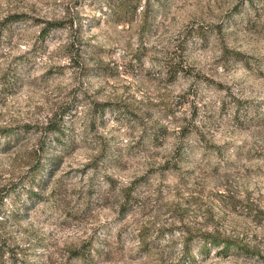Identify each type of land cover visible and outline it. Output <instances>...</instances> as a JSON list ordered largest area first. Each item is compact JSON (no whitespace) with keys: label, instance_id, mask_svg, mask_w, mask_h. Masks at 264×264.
Masks as SVG:
<instances>
[{"label":"rangeland","instance_id":"obj_1","mask_svg":"<svg viewBox=\"0 0 264 264\" xmlns=\"http://www.w3.org/2000/svg\"><path fill=\"white\" fill-rule=\"evenodd\" d=\"M149 1L139 27L117 0H0V126H13L0 134V264H170L184 227L264 255V0ZM10 11L63 21L39 38L30 19L1 23ZM62 107L64 134L27 181L35 126ZM85 238L89 254L67 251ZM198 242L181 264H264Z\"/></svg>","mask_w":264,"mask_h":264},{"label":"trees","instance_id":"obj_2","mask_svg":"<svg viewBox=\"0 0 264 264\" xmlns=\"http://www.w3.org/2000/svg\"><path fill=\"white\" fill-rule=\"evenodd\" d=\"M116 4L120 6L124 12L131 15L135 8L139 13V27H143L145 23L148 21V13L151 6L149 0H117ZM18 19H30L33 22L37 23V34L39 38H42L46 35L48 30L53 27L62 25L63 19L48 17L42 18L35 15H31L27 12L23 11H10L3 15L1 23L7 24L12 21ZM71 23V21H69ZM68 22V26L69 23ZM67 23V22H66ZM80 40H74V38H70L67 41L63 42V47H65V53L71 61H74L75 64L79 65L83 70L87 67L83 57L79 54L77 47ZM94 108H102L99 107L104 105L106 102L93 100ZM97 105V106H95ZM64 113L65 108L62 107L57 109L56 111H52L42 123L35 126L38 132V138L33 146H30L28 149V158L25 161L24 174L26 176L27 181L35 180L37 176L42 172L45 167V159L49 157L47 152L46 143L50 139L52 140H60L62 134H64ZM21 127H28V123L23 122ZM13 131V126H0V134L6 135L9 132ZM180 134L184 133L182 126H179ZM181 148V147H180ZM1 189V187H0ZM26 191H33L31 186L28 184L25 187ZM7 192V190H0V204L2 201L3 195ZM121 198L125 196V188H121L120 190ZM1 206V205H0ZM118 207L120 209H124L126 206L123 201L120 200ZM183 233L180 236V253L179 258H176V262H172L170 264H181L183 258L192 259L193 254L190 251V241L196 236L199 239V242L196 246L198 251L205 252L209 245L219 246L222 250H225L228 246H234L240 249L243 252L247 253H255L260 256H264L257 249L253 248V246L249 245L247 242L241 241L235 236L229 234L220 233L218 230H207V229H190L188 227L182 228ZM136 235L138 242L145 247L147 246V240L145 237L148 233L147 225L140 224L136 228ZM162 233V230H160ZM90 240L85 238L82 239L77 245H71L67 248V251L73 255H84L89 254ZM23 255V253L21 254ZM21 257V256H20ZM24 257H22L23 259Z\"/></svg>","mask_w":264,"mask_h":264}]
</instances>
